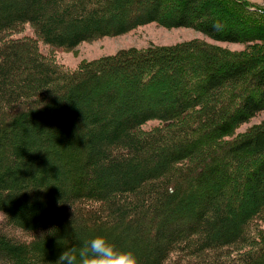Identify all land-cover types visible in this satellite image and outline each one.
Segmentation results:
<instances>
[{"label":"trees","instance_id":"16d2710c","mask_svg":"<svg viewBox=\"0 0 264 264\" xmlns=\"http://www.w3.org/2000/svg\"><path fill=\"white\" fill-rule=\"evenodd\" d=\"M211 5L177 0L172 22L194 26L199 23L192 20L208 19L197 26L206 35L239 41L222 16L209 18ZM252 6L244 7L264 13ZM120 14L115 0H0V264H59L64 251L96 235L133 251L138 264L253 263L264 255V234L253 223L264 208V128L230 142L222 138L264 108V60L257 56L264 48L257 44L247 55L217 60L204 53L201 76L195 79L196 67L188 70L194 80L183 82L187 92L164 104L140 86L133 99L117 97V87L96 77L100 70L87 81L95 91L81 87L85 74L63 72L3 36L29 22L44 43L71 48L123 28L126 16ZM155 73L145 70L141 80L148 83ZM222 103L232 110L218 114ZM149 119L182 123L167 131L140 130ZM192 122L207 128L202 138L186 135ZM223 154L246 159L230 173L202 165ZM247 160L254 164L243 172ZM214 166L218 178L208 173ZM240 173L243 213L232 231L215 233L213 226L228 212L227 180ZM238 243L247 249L231 255L223 249ZM176 251L198 257L170 258Z\"/></svg>","mask_w":264,"mask_h":264},{"label":"rangeland","instance_id":"374dc122","mask_svg":"<svg viewBox=\"0 0 264 264\" xmlns=\"http://www.w3.org/2000/svg\"><path fill=\"white\" fill-rule=\"evenodd\" d=\"M219 1L218 4L216 0H209L210 4H212L207 9L209 18L222 16L227 26L229 25L237 31L235 33L239 38L237 42L211 38L198 29L197 26L208 25V19L202 18L198 22L190 19L194 23L199 24L177 26L175 22H172V12L177 6V0H115L118 10H121L120 16L122 14L126 16L125 27L122 26L123 28L114 32L83 40L71 48L44 43L37 34L35 27L29 22L19 23L5 31L3 36L6 41H17L19 44L22 43L23 46L31 47L35 55L63 72L72 75L78 74L80 78L85 74L86 76L82 78L83 80H78H82L81 87L87 88L90 86L89 89L95 91L97 89L96 86L92 85V83L89 85L87 81L93 78L96 72L100 70L101 73L97 74L98 76L96 75V77L102 78L103 86L117 87L120 93L117 97L122 96L129 99V96H131L133 99L134 94L137 96V89L140 86V89L147 90L149 88L155 95L161 96L165 104L174 95H181V90L187 92L185 89L183 90V82L189 81V79L194 80V78L187 77L188 70L196 67V69H192L195 79L203 73L204 64L201 60L204 53H211L212 59L215 60L216 58L217 60V57L221 56L224 58L230 54H233L231 55L233 57L247 55L248 52L246 51H249L248 49L257 44V47L264 48V13L249 12L244 7L248 6L249 3L253 5L252 7L264 9V0H237L239 2L236 3L237 5L234 0ZM221 32L223 35L227 34L225 30ZM257 56L264 60V54L259 53ZM151 69H156L155 77H150V82L152 80L154 82L153 85L150 82L146 83L141 80L145 70ZM93 79L96 78L94 77ZM139 80L141 81L139 82ZM245 85L247 84L243 82L240 87ZM225 92V94H232L233 90L225 89ZM189 93L191 96L195 92L190 89ZM220 96L224 97V92ZM202 100L204 103L205 100ZM217 108L220 115L227 114L232 110L230 103H222ZM66 112L68 117H73L70 114L71 112ZM201 119L200 117L199 120L202 121ZM181 123L180 119L171 122L149 119L140 125L139 128L143 131L151 129L167 131V128ZM192 124L194 125V130L186 135L192 138H202L203 132L207 128L199 126L198 123L192 122ZM261 128H264V108L256 112L247 121L236 125L230 134L222 138V141H234L244 135H251L254 131ZM168 136L166 133V138H169ZM216 151L220 154L223 153V149H216ZM244 159H246L244 155H241L237 161L228 159L226 155L220 160L207 157L203 160L202 165L206 166L208 163H214L217 166L224 167L230 173ZM253 164L254 160L244 162L241 165L245 166L243 167V172L252 167ZM208 173L212 176L217 175V178L220 176L216 166L211 167ZM242 178L243 174L240 173L237 179L229 178L227 180L229 188L224 192V198L228 212L223 220L213 226L215 233L220 231L229 233L232 231L234 228H232L231 224L236 225L237 218L243 213L241 206L245 195L243 194L244 185ZM253 220L255 228H258L264 234V208ZM145 224L148 223L145 222ZM2 227L3 218L0 213V228ZM259 239L260 236L255 237V241H259ZM239 244L223 249L228 251V255L236 252L241 253L247 249L246 246ZM187 257L194 259L198 256L190 257L186 253L178 251L170 255V258L178 260ZM262 258H264V255L256 256L251 264H264L261 262Z\"/></svg>","mask_w":264,"mask_h":264},{"label":"clouds","instance_id":"9594fccd","mask_svg":"<svg viewBox=\"0 0 264 264\" xmlns=\"http://www.w3.org/2000/svg\"><path fill=\"white\" fill-rule=\"evenodd\" d=\"M138 264L137 257L131 250L118 249L102 235H96L79 249L64 251L59 257V264Z\"/></svg>","mask_w":264,"mask_h":264},{"label":"bare ground","instance_id":"6f19581e","mask_svg":"<svg viewBox=\"0 0 264 264\" xmlns=\"http://www.w3.org/2000/svg\"><path fill=\"white\" fill-rule=\"evenodd\" d=\"M130 11V10H129ZM128 12V11H127ZM133 17V16H132ZM132 19V18H131ZM136 19V18H135ZM129 23H130V21H129ZM128 24V23H127ZM134 24V23H133ZM130 62V61H129ZM119 63V62H118ZM110 66V65H109ZM113 69H115V68H113ZM114 71V70H113ZM118 72V71H117Z\"/></svg>","mask_w":264,"mask_h":264}]
</instances>
